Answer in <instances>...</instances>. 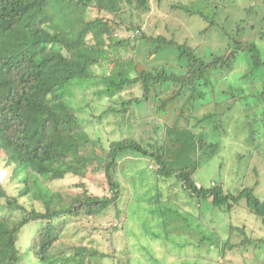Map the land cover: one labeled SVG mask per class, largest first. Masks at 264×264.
<instances>
[{"label": "trees", "instance_id": "16d2710c", "mask_svg": "<svg viewBox=\"0 0 264 264\" xmlns=\"http://www.w3.org/2000/svg\"><path fill=\"white\" fill-rule=\"evenodd\" d=\"M150 1L153 0H0V154L11 169L10 177L21 184L18 196L41 201L45 209L44 212L34 206L26 209L17 197L6 195L0 181V264H98L102 256L109 257L99 254L94 246L80 245L70 255L53 253L52 247L61 238L68 217L97 216L112 205L118 206L120 183L115 173L119 169L118 157L127 151L138 153L139 158L149 157L159 167L157 175L174 176L199 202L209 199L214 208L229 213L243 200L260 222L255 227L264 228V200L253 194V185L244 184L234 192L224 191L220 183L198 185L191 177V160L179 164L177 155L192 148L207 151L208 155L217 151L218 143L196 140L194 133L216 111L189 115L208 97L203 96L200 86L208 84L216 94L217 80L211 74L228 73L238 59L246 60L250 74L262 76L261 48L254 39H239L241 21L235 23L232 31L222 23L221 34L230 40L229 48L204 56L199 54L197 44L177 40L167 22L164 28L169 36L148 33L142 14L150 10ZM165 1L173 17L174 11H181L208 22L202 32L216 24L219 8L227 4L235 7L238 3L237 0ZM160 2L155 0L158 6ZM246 10L249 12L250 8ZM73 25L74 34L68 33L67 28ZM259 31L264 37L263 26ZM164 53L169 55L167 60L157 62ZM237 83L228 82L230 87L221 90L222 95L242 97L244 104H248L246 107L257 109L246 119L262 123L264 84L258 91L247 94L244 87L237 88ZM134 86L139 94L131 90L134 95L125 100L122 92ZM116 96L122 101L120 108L105 104V98L110 101ZM94 98H98L96 105ZM252 100L257 101L255 106L250 105ZM131 104L140 112L147 109L150 117L158 120L154 130L164 128V137L160 140L150 137L143 144L124 136L110 141L107 147L102 146L101 136H95L89 127L95 122L102 123L110 113H125ZM243 109L244 113L248 110ZM138 121L126 120L125 131ZM91 171H104L111 195H87L84 188L83 195L53 209L62 195L51 190L49 182L66 175L84 178ZM158 202L163 208L160 197ZM44 219L28 245L21 247L19 231L24 225ZM230 227L245 232L244 226ZM242 237L234 243L219 241L220 252L242 248L238 251L243 263L248 264L246 255L250 253V257L254 254L257 262L264 264L261 260L264 238L252 234Z\"/></svg>", "mask_w": 264, "mask_h": 264}, {"label": "rangeland", "instance_id": "374dc122", "mask_svg": "<svg viewBox=\"0 0 264 264\" xmlns=\"http://www.w3.org/2000/svg\"><path fill=\"white\" fill-rule=\"evenodd\" d=\"M153 1L149 2L150 10L142 14L144 28L148 33H164L169 36L164 28V23L167 22L177 40L182 42L186 39L191 45L197 44L199 54L204 56L210 51L222 53L229 48L227 45L230 40L221 34L222 23L227 30L232 31L235 23L241 21L239 39H254L264 57V37L259 31L264 27V0H237L235 7L230 8L227 4L226 7L219 8L215 17L216 24L206 32L202 31L208 26V22L198 15L189 16L181 11H174L173 17V11L165 0L160 2V6ZM246 8H250L249 12ZM67 30L74 34L75 26H69ZM168 57L164 53L156 61H164ZM211 76L217 80L216 94L208 84H202L200 91L203 96L208 97L189 115L201 116L216 111L211 119L203 121L206 124L196 127L194 133L196 140L218 143L217 151L208 155L207 151L198 152L193 148L190 151L183 150L177 154L179 164L191 160V177L198 185L208 187L211 183H220L224 191L229 192H234L244 184L253 185V194L264 200V112L262 123H252L246 117L255 114L257 109L246 107L248 104H244L242 97L234 99L221 93V90L230 87L228 82L238 81L237 88L244 87L245 93L252 94L264 84V74H250L246 60L238 59L228 73L216 72ZM131 90L139 94L137 86L126 89L122 92L125 100L134 95ZM213 94L219 102L218 106L214 103ZM97 101L98 98H94L95 105ZM105 101V104L118 108L122 102L117 96L110 101L105 98ZM254 103L257 101L252 100L250 105L255 106ZM130 107L121 115L110 113L102 123L95 122L89 127L95 136H101L102 146L107 147L110 141L124 136L143 144L150 137L158 140L164 137V128L154 130L158 120L151 118L147 109L140 112L134 105L131 104ZM243 108L248 109L246 113ZM138 117L141 118L140 121ZM129 118L138 122H133L125 131L124 122ZM137 154L127 151L118 157L119 169L115 173L120 183L121 197L118 206L112 205L97 216L68 217L63 234L52 247V252L70 255L78 246L88 245L96 247L99 254L109 255L102 256L98 264H129L128 261L130 264H246L241 261L242 256L238 251L242 248L233 247L222 254L218 245L222 239L234 243L241 240L244 234L264 238V228L255 227L258 224L260 226V222L245 207L244 201L241 200L229 213L214 208L209 199L199 202L182 188L174 176L157 175L158 165L149 157L139 158ZM2 155L0 154V181L6 195L17 197L26 209L34 206L44 212L41 201L18 196L21 184L10 177L11 169L5 164ZM49 187L62 195L61 201L53 204V209H58L60 203H68L72 197L83 195L84 188L87 189V195H111L104 171H91L84 178L66 175L50 181ZM158 195L164 201L163 208L158 202ZM1 202L4 203L5 199H1ZM123 207L127 210L123 211ZM15 215L18 216L19 212ZM43 222L45 219L24 225L18 235L21 247L28 245V240L34 237V230ZM231 224L244 226L245 232L236 227L231 228ZM254 256L250 257V253L246 255L248 264H260ZM261 260H264V256Z\"/></svg>", "mask_w": 264, "mask_h": 264}]
</instances>
